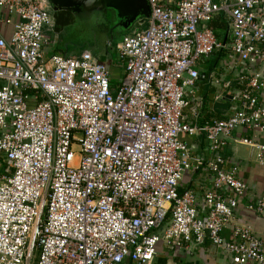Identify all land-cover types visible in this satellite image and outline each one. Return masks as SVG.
I'll list each match as a JSON object with an SVG mask.
<instances>
[{
	"label": "built area",
	"instance_id": "2783aa9c",
	"mask_svg": "<svg viewBox=\"0 0 264 264\" xmlns=\"http://www.w3.org/2000/svg\"><path fill=\"white\" fill-rule=\"evenodd\" d=\"M46 2L0 0V156L9 164L0 174V264H154L160 244L205 239L233 264H264L250 227L221 236L247 188L236 165L223 169L221 151L237 129L264 131V74L241 78L224 119L185 115L198 63L216 50L264 63V0H147L149 18L116 45L115 87L90 51L47 50ZM217 15L228 46L210 26ZM180 135H203L210 158ZM240 143L264 162V144ZM201 167L212 190L180 191L182 176ZM249 209L263 214L264 197Z\"/></svg>",
	"mask_w": 264,
	"mask_h": 264
},
{
	"label": "crops",
	"instance_id": "0c3cea01",
	"mask_svg": "<svg viewBox=\"0 0 264 264\" xmlns=\"http://www.w3.org/2000/svg\"><path fill=\"white\" fill-rule=\"evenodd\" d=\"M210 26L214 29L218 40L228 46L230 33L226 20L221 15H217L210 23ZM10 30V28H6L5 32H10ZM132 31L128 32V34L132 33ZM226 48L216 50L207 59L198 63V69L202 77L195 85L196 87L193 89V93L189 95V105L185 109V115L190 123H194L195 121L192 117L195 112L199 115L196 120L198 123L224 119L237 107L239 92L243 83L241 78L249 77L253 71L264 74V63L248 66L227 51ZM91 53L97 56L106 66L112 64L109 57L104 61L96 52L91 51ZM115 64L117 68L115 70V76L110 73L111 87L117 86L123 76V67L118 59H116ZM215 80L227 86L222 88L221 86L215 85L213 83ZM260 99L264 104V90L261 93ZM242 138H248L264 144V131L259 133L243 128H240V130L237 129L234 131L232 139L227 146L221 151L223 158L230 163H226L223 169L228 170L231 165H236L238 168L236 176L247 187L243 195L238 199V207L234 219L230 221L231 225L222 230L221 236L228 240L231 237V229L233 227L248 226L253 230L257 238L260 239L264 248V213L258 214L249 209L259 198L264 197V162L258 163L255 160L251 155L250 148L240 143ZM180 140L192 150L194 155H200L204 159L210 158L207 143L203 135H194L192 137L180 135ZM182 177L183 179L179 186L180 191L190 190L198 198H201L205 192L212 190L211 177L208 176L204 167H201L196 172L188 171ZM154 264L233 263L227 255L212 246L205 239L198 245L192 242L183 243L182 247L178 249L160 244L157 248Z\"/></svg>",
	"mask_w": 264,
	"mask_h": 264
},
{
	"label": "water",
	"instance_id": "95a60500",
	"mask_svg": "<svg viewBox=\"0 0 264 264\" xmlns=\"http://www.w3.org/2000/svg\"><path fill=\"white\" fill-rule=\"evenodd\" d=\"M48 2L52 7L53 24L58 31L80 21L90 24L103 18L108 21L109 26L105 36L112 37L116 28H120L122 33L130 32L139 28L150 16L147 0H48ZM63 15H67L65 21ZM123 37L122 34L110 42L118 44Z\"/></svg>",
	"mask_w": 264,
	"mask_h": 264
},
{
	"label": "rangeland",
	"instance_id": "374dc122",
	"mask_svg": "<svg viewBox=\"0 0 264 264\" xmlns=\"http://www.w3.org/2000/svg\"><path fill=\"white\" fill-rule=\"evenodd\" d=\"M100 33V27L97 25L96 21L91 22L90 24L80 21L74 25L66 27L60 34L56 36L52 35L47 50L60 55L77 53L82 49L92 51V42H94L95 38L99 37ZM122 34L126 35L128 32H123ZM115 45L116 44L112 42V47L111 49L109 48L107 52L109 60L112 61V64L107 66V69L113 75L115 74V70H117L115 64L117 59ZM107 56L102 59L106 61L108 59ZM0 157L2 158V156Z\"/></svg>",
	"mask_w": 264,
	"mask_h": 264
},
{
	"label": "flooded vegetation",
	"instance_id": "af4514ba",
	"mask_svg": "<svg viewBox=\"0 0 264 264\" xmlns=\"http://www.w3.org/2000/svg\"><path fill=\"white\" fill-rule=\"evenodd\" d=\"M46 9L48 10L51 19L53 21V17H52V7L49 4L48 0L46 2ZM63 21H65L67 15H63ZM69 19V18H68ZM97 25L100 27V35L99 37L95 38L94 42H92V51L96 52L101 58L106 57L107 56V52L108 49L112 47V41L114 38H117L118 36L122 35V31L120 30V28H116V32L113 33V36L110 37L107 35V37L105 36V34H107L108 30H109V26H108V21L105 19L103 20V18H101L100 20H97ZM63 30H65V28L61 29V30H57V28H55V26L53 27V31L51 34L56 36L58 34H60ZM116 46V45H115ZM83 50H88V49H82ZM80 52V51H79ZM108 57V56H107Z\"/></svg>",
	"mask_w": 264,
	"mask_h": 264
},
{
	"label": "trees",
	"instance_id": "16d2710c",
	"mask_svg": "<svg viewBox=\"0 0 264 264\" xmlns=\"http://www.w3.org/2000/svg\"><path fill=\"white\" fill-rule=\"evenodd\" d=\"M87 51H90V50H87ZM8 168H9V164L4 162V161H2V158L0 157V173L7 172Z\"/></svg>",
	"mask_w": 264,
	"mask_h": 264
}]
</instances>
